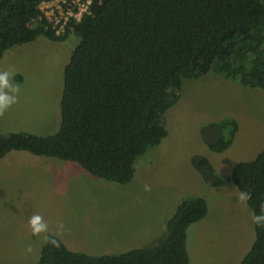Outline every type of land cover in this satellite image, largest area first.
I'll use <instances>...</instances> for the list:
<instances>
[{
    "label": "trees",
    "instance_id": "16d2710c",
    "mask_svg": "<svg viewBox=\"0 0 264 264\" xmlns=\"http://www.w3.org/2000/svg\"><path fill=\"white\" fill-rule=\"evenodd\" d=\"M42 1L0 0V61L11 48L40 37L53 43L78 39L64 67L61 124L50 136L0 134V160L27 152L128 185L138 158L168 136L166 114L185 81L212 71L264 91V0H94L90 12L60 34L38 9ZM238 130L235 119L213 121L201 127V139L223 153ZM191 165L207 184L224 180L203 155H194ZM229 180L251 194V214H264V150L238 163ZM208 212L206 199L184 198L155 244L98 257L71 251L48 234L37 264H190L188 231ZM254 232L240 264H264V227L254 224ZM52 239L59 247L47 242Z\"/></svg>",
    "mask_w": 264,
    "mask_h": 264
},
{
    "label": "rangeland",
    "instance_id": "374dc122",
    "mask_svg": "<svg viewBox=\"0 0 264 264\" xmlns=\"http://www.w3.org/2000/svg\"><path fill=\"white\" fill-rule=\"evenodd\" d=\"M71 36L64 43L40 37L4 54L0 72L9 73V86L0 91L15 95L16 102L0 114L1 135L58 131L64 67L78 42ZM184 88L166 114L168 136L138 158L128 185L100 180L56 158L28 175L22 165L4 167L0 160V264H37L48 234L92 257L151 246L164 236L182 199L202 196L210 211L188 231L190 264H240L255 240L254 223L229 178L238 163L253 161L264 150V91L212 71L185 81ZM226 118L238 122V134L227 151L216 153L204 144L200 129ZM194 155L207 157L224 180L205 183L192 168ZM66 167L78 168V175ZM34 215L47 224L46 232L33 234Z\"/></svg>",
    "mask_w": 264,
    "mask_h": 264
},
{
    "label": "built area",
    "instance_id": "2783aa9c",
    "mask_svg": "<svg viewBox=\"0 0 264 264\" xmlns=\"http://www.w3.org/2000/svg\"><path fill=\"white\" fill-rule=\"evenodd\" d=\"M94 0H44L38 9L43 18L53 24L57 34L64 31L67 24L80 22L83 15L90 12Z\"/></svg>",
    "mask_w": 264,
    "mask_h": 264
},
{
    "label": "clouds",
    "instance_id": "9594fccd",
    "mask_svg": "<svg viewBox=\"0 0 264 264\" xmlns=\"http://www.w3.org/2000/svg\"><path fill=\"white\" fill-rule=\"evenodd\" d=\"M8 79H9V73L7 71L5 72H0V88H6L8 87ZM11 91L13 93L18 92V88H12ZM16 102V96L15 95H8L5 92L0 91V114L3 113L4 110L9 108L12 104ZM146 191L148 190L146 186ZM239 202L240 203H246L249 199H251V194L247 191H241L239 193ZM252 222L257 226V227H264V214L261 215H256L255 213L252 214ZM29 225L31 227V230L33 234H38L40 232H46L47 231V224H45L42 220V217L39 215H34L31 217L29 220ZM59 227H62L60 225ZM51 243L55 247H59V244L56 240L52 239L50 241H47ZM31 247H27L26 251L31 252Z\"/></svg>",
    "mask_w": 264,
    "mask_h": 264
},
{
    "label": "crops",
    "instance_id": "0c3cea01",
    "mask_svg": "<svg viewBox=\"0 0 264 264\" xmlns=\"http://www.w3.org/2000/svg\"><path fill=\"white\" fill-rule=\"evenodd\" d=\"M2 115H3V113H2ZM1 160L2 161L4 160L5 165H3V164H0V165H3L4 167H6L8 165H10L11 167H13L15 165H22L20 168L22 170H24V172L27 175L28 174H33V173H36V172H40V169H39L40 168V165H39L40 162H42V163L43 162H46V163L51 162V159H49L48 157L28 155L27 152H12V153L6 155ZM57 164H60V163H57ZM66 169H68V171H69L71 176L78 175V170H79L78 168H76V167H66ZM199 196H202V195H199ZM202 197L205 198L204 196H202ZM209 211H210V207H209ZM0 250H1V248H0ZM32 256H34V255H32Z\"/></svg>",
    "mask_w": 264,
    "mask_h": 264
}]
</instances>
